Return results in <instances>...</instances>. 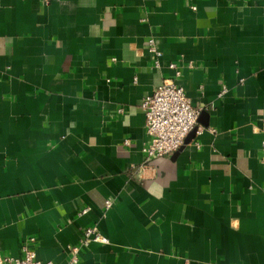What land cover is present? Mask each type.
Instances as JSON below:
<instances>
[{"label": "crops", "instance_id": "0c3cea01", "mask_svg": "<svg viewBox=\"0 0 264 264\" xmlns=\"http://www.w3.org/2000/svg\"><path fill=\"white\" fill-rule=\"evenodd\" d=\"M165 82L200 115L147 160L140 104ZM86 227L108 243L80 247ZM25 246L52 264L74 246L75 264H264V0H0V255Z\"/></svg>", "mask_w": 264, "mask_h": 264}, {"label": "built area", "instance_id": "2783aa9c", "mask_svg": "<svg viewBox=\"0 0 264 264\" xmlns=\"http://www.w3.org/2000/svg\"><path fill=\"white\" fill-rule=\"evenodd\" d=\"M147 49L154 54L156 59L160 56L152 38L147 41ZM174 67V64L170 65V68ZM140 107L145 115V130L149 137V143L142 150L147 160L169 156L176 152L183 145L186 136L196 128L200 115V109L192 105L184 89L173 82H165L155 88L150 95L142 99ZM200 132L201 130L198 129L196 133ZM111 205V201L105 202L106 209ZM86 212L87 209H83L80 211V215H84ZM90 243L106 244L108 241L96 227H86L82 231L80 247H87ZM70 249L74 254L70 263L75 264L79 247L74 246ZM0 264L52 263L37 260L35 252L25 246L21 258L0 255Z\"/></svg>", "mask_w": 264, "mask_h": 264}]
</instances>
